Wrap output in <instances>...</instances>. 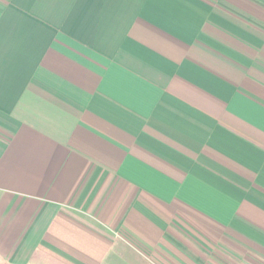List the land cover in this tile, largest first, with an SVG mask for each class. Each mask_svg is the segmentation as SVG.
<instances>
[{"label":"crops","instance_id":"obj_1","mask_svg":"<svg viewBox=\"0 0 264 264\" xmlns=\"http://www.w3.org/2000/svg\"><path fill=\"white\" fill-rule=\"evenodd\" d=\"M0 264H264V0H0Z\"/></svg>","mask_w":264,"mask_h":264}]
</instances>
